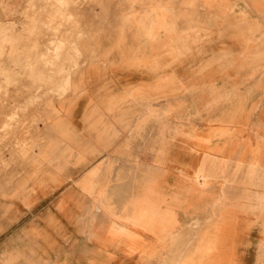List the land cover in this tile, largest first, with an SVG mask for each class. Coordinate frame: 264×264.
<instances>
[{
  "label": "crops",
  "instance_id": "1",
  "mask_svg": "<svg viewBox=\"0 0 264 264\" xmlns=\"http://www.w3.org/2000/svg\"><path fill=\"white\" fill-rule=\"evenodd\" d=\"M107 1L89 0L86 6L78 9L82 23H91L92 13H99L98 23L115 21L118 13L125 9L116 13L114 20L107 21V12L117 11ZM140 2L146 8L164 9L160 0ZM182 2L185 4L174 7L171 19L165 16L157 21H147L144 13L131 16L130 23L124 27L122 15L120 22L115 23L114 35L106 36L107 50L99 53L98 65L82 69L74 83L55 89L57 99L49 103L50 113L44 119L40 114L41 104L25 114V123L30 126L28 139L33 142L18 147L19 162L12 159V153L6 154L13 165L0 169L6 171L0 173V264H139L137 255L140 251H161L165 256H172V260L179 256L180 261L181 258L185 261L191 250L187 237L194 235L199 239L192 245L195 251L210 248V264H247L249 247L238 237L264 232V142L257 139L255 143L245 142L239 146L233 138L254 112L252 107L246 108L249 96L243 92L252 88L258 92L259 101L264 95V54L253 55L259 52L255 39L237 38L232 33L222 35V32L227 26L251 28L256 24L264 30V23H260V15L251 14L242 7L241 0ZM0 3L4 22H10L9 15L23 6V0H0ZM178 23H186L192 30L200 25L203 33L186 35L178 28ZM209 38L213 40L207 45L209 50L221 46L232 57V62L210 63L211 69L201 79V82L207 81L211 89L229 85L225 111L218 114L222 118L220 126L203 135L195 134L194 130L181 133L185 147L177 155L171 157L164 152V158L155 159V163L136 160L131 141L143 136L154 116V103L168 104L172 100L173 95L167 96L166 91L176 88L163 87V84H180V74L177 77L168 70L170 77L154 78L151 73L122 71L103 79V84L97 88L87 82L93 81L92 76L106 73L100 69L117 65L141 66L136 62L133 65L123 63L127 53L135 58V52L148 45L156 44L152 48L155 55L150 58L154 60L150 66L158 67L157 53L183 48L194 50L197 42ZM247 58L251 61H245ZM228 66L233 70H223ZM94 81L100 82L97 78ZM149 84L154 86L143 87ZM240 85H246L247 91ZM160 95L164 99H160ZM51 118L61 120V123H52ZM67 123L81 137L71 144L54 133L55 129L65 131ZM118 126L120 130L115 145L119 147L116 152L127 156L133 172L149 180L153 185L152 195L157 196L141 201V204H147L141 208L138 206L139 197L116 202L121 205L111 201L117 193L111 187L112 182L109 183L112 178L103 174V163L98 162L113 156V148L87 163L86 153L97 151L94 142L109 146L111 139L118 134ZM256 129L257 132L264 131L263 126L258 125ZM179 133L175 131L173 135ZM122 138L124 140L119 142ZM118 163L126 165L121 157ZM86 170L79 184L111 207L113 214L111 218L96 219L88 228L86 224L92 220L95 211L90 208V200L78 197L73 187V180ZM75 172L77 174H73ZM62 174L66 177L73 174L72 180L56 186L51 184ZM235 183H240L244 189L248 203H258L257 209L237 202L232 189ZM63 187L66 189L62 196L48 200ZM44 203L54 205L43 212ZM77 204L82 206L76 207ZM32 205L41 208L35 210L28 223ZM231 209L235 210L234 215H228L227 210ZM86 212L89 216L84 217ZM181 214L185 216V222H180ZM209 219L212 220L211 227L205 229L204 222ZM223 223L227 225L224 232L220 228ZM220 235L226 236L225 245L218 243ZM172 236L177 239L173 241ZM157 237L168 238L159 243ZM165 256L162 264L170 263ZM255 262L259 264L260 259ZM147 264H154V261Z\"/></svg>",
  "mask_w": 264,
  "mask_h": 264
},
{
  "label": "rangeland",
  "instance_id": "2",
  "mask_svg": "<svg viewBox=\"0 0 264 264\" xmlns=\"http://www.w3.org/2000/svg\"><path fill=\"white\" fill-rule=\"evenodd\" d=\"M182 1L184 0H160V6L164 7V9L159 10V7L156 6L146 8L140 0H108V5L112 8L116 7L117 11H108L107 21L114 20L115 14L123 8L125 9L123 12L118 13L112 23H98L99 13L91 14V23H82L80 19L82 16L77 10L87 4L89 0H23L22 8L9 15L10 22H4L0 3V169L3 170V167L6 169L13 165L12 159L19 162L18 147L33 142V140L28 139L30 126L25 123V114L36 105L41 104L42 111L40 114L42 113L41 115H43L44 119L50 113L49 103L57 99V92L54 90L61 89L62 85L74 83L82 69L98 65L99 53L107 50L106 36L114 35L115 23L120 22L122 15L124 27L130 23L133 15L145 13L147 21H157L160 17L165 16L170 18L175 6L185 4ZM241 6L248 9L251 14L260 15V23H264V0H241ZM202 23H207V21ZM177 25L186 35L203 33L200 30V25L193 28V30L189 29L186 23H178ZM259 26L257 24L251 26V28L227 26V28H224L222 35L232 33L237 38L255 39L259 52L253 55H261L264 54V30L262 29L263 27L259 28ZM212 41V38H209L205 42H197L194 50L183 48L159 52L156 54L158 55L156 61L160 64L158 67L150 66L154 61L150 58L155 55L152 48L156 47V44L155 46L148 45V48L135 52V58L130 57L131 54L127 53L128 57L123 63L124 65H133L136 62L142 64L141 66L139 64L136 67H120L117 65L100 69V71L106 73L92 76L91 79L93 81L87 82L95 84L97 88L103 84L101 82L103 79L111 78L113 75L116 76L122 71L151 73L154 78H168L171 76L169 73L178 77V74H180V84H163V87L171 86L176 88L170 92L166 91L167 96L173 95L172 100L168 104L166 103L167 105L164 102H155L154 116L147 125L143 136L134 138L131 141L130 147L136 153L134 156L136 160L145 163H155V159L164 158V152L171 157L177 155L184 151L185 147L181 141V133L194 130L195 134L203 135L212 132L220 126L219 120H222V118L218 114L225 111V96L229 91V85L226 84L225 88L211 89L207 81L201 82V79L203 78L202 75L211 69L209 67L210 63L214 61L232 62V57L229 51L222 49L221 46H217L214 50H209L207 45L212 44ZM142 45H145V43H142ZM248 59L245 61H251V59ZM228 69L233 70L232 66L224 67L223 70ZM96 78L100 82L94 81ZM150 86H154V84L143 87ZM240 86L247 91L246 85ZM243 94L249 96L246 108L252 107L254 112L251 118L237 130L233 142L239 146L245 142L255 143L257 139L264 142V131L257 132L256 129L258 125L264 127V95L259 101L258 92L252 88L247 92H243ZM160 99H164V97L160 95ZM50 121L52 123L57 121L61 123V120L54 118H51ZM66 126L65 131H57L55 129V136L70 144L74 139L81 138L74 132L70 124L67 123ZM119 130L118 126V134L111 139L110 145L107 147L93 141L97 151L95 153H86L87 163L94 160L101 152L113 148L111 150L113 156H108L106 160L102 159V161L98 162L103 163L101 166L103 174L112 178L109 183L112 182L111 187L116 190L117 195L111 201L121 205L116 202L128 201L130 197H139L138 201L140 203L138 206L141 208L147 205L141 204V201H146L147 197L156 198L157 196L152 195L153 185L150 181L133 172L127 156L116 152L119 147V145H115ZM175 131H180V133L173 135ZM87 135L89 136L88 132ZM89 138L87 137V139ZM122 140L124 139H120L119 142ZM11 153L12 159L10 162L8 161L10 157H6V154ZM120 157L124 159V164L126 165L118 163V158ZM111 161L112 163L109 165ZM88 170L79 173L78 178L73 180L76 195L89 199L91 202L90 208L95 211L92 220L86 224L87 228L96 219L113 217L110 210L111 207L101 201L97 195H91L79 184L80 177ZM1 172L3 174L6 173V171ZM73 174L70 177L62 174L58 181L51 182V184L56 186L68 179L72 180ZM118 177L119 179H117ZM111 187L110 185L107 186L109 190ZM65 189L66 187H63L55 194L50 195L48 200L62 196ZM232 189L234 191L233 196L238 199L237 202L244 206L252 205L257 209L258 203L256 201L248 203L249 201L244 198L245 191L241 188L240 183H235ZM157 200L162 201L160 199ZM53 205L44 203L42 211L50 210L48 207ZM75 206L80 207L82 205L77 204ZM31 207L29 210L31 213L27 218L28 223L31 222L30 217L35 214V210L41 208L40 205L37 207L32 205ZM79 212L82 213L83 211L79 210ZM88 213L86 212L84 217L89 216ZM227 213L228 215H234L235 210H227ZM262 215L264 217V212ZM242 217L243 214L242 216L240 215V219ZM215 220L218 221L219 218L216 217ZM211 221L209 219L204 222L205 229L211 227ZM34 222L32 220V223ZM180 222H185L184 215H182ZM220 228L224 232L227 228L226 223L220 225ZM166 238L168 237H157L156 241L160 243ZM187 238L191 246L199 240L197 235L188 236ZM238 238L248 244L247 264H256L255 259H260L259 264H264V232H251ZM171 239L174 241L177 236H172ZM218 239V243L221 245H225L227 242L225 235H220ZM191 246L185 261L184 258H181L180 261L179 256L172 260L174 259L172 256H165V253L161 251H140L137 259L139 264H147L150 261H154V264H162L161 260L165 256V258L172 261V263L170 261V263L167 262L166 264H210V248L207 251L197 252Z\"/></svg>",
  "mask_w": 264,
  "mask_h": 264
},
{
  "label": "bare ground",
  "instance_id": "3",
  "mask_svg": "<svg viewBox=\"0 0 264 264\" xmlns=\"http://www.w3.org/2000/svg\"><path fill=\"white\" fill-rule=\"evenodd\" d=\"M126 82V81H125ZM231 145V144H230ZM228 147V146H227ZM233 149V148H232ZM231 150V149H230ZM230 150H229V152H230ZM227 154V153H226ZM233 154V153H232ZM231 155V154H230ZM227 158V157H226ZM225 170V169H224ZM234 170V169H233ZM224 173H225V171H224ZM225 176V175H224ZM235 176V175H234ZM229 178H230V176H229ZM227 243V242H226ZM142 256V255H141ZM206 259V258H205ZM208 260V259H207ZM209 261V260H208ZM205 264V263H204Z\"/></svg>",
  "mask_w": 264,
  "mask_h": 264
}]
</instances>
